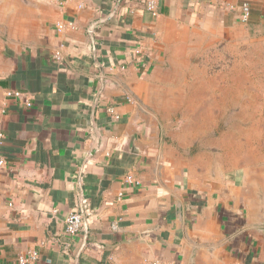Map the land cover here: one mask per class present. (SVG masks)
<instances>
[{
    "label": "crops",
    "instance_id": "0c3cea01",
    "mask_svg": "<svg viewBox=\"0 0 264 264\" xmlns=\"http://www.w3.org/2000/svg\"><path fill=\"white\" fill-rule=\"evenodd\" d=\"M60 1L0 0V264H264V145L214 135L194 153L174 133L189 110L205 125L239 77L264 108V0ZM246 47L249 75L192 70ZM76 210L88 231L70 237Z\"/></svg>",
    "mask_w": 264,
    "mask_h": 264
},
{
    "label": "rangeland",
    "instance_id": "374dc122",
    "mask_svg": "<svg viewBox=\"0 0 264 264\" xmlns=\"http://www.w3.org/2000/svg\"><path fill=\"white\" fill-rule=\"evenodd\" d=\"M242 57V58H241ZM202 59V58H201ZM195 63V67L191 69L221 70L229 73L231 70L238 72V75H249V47L241 49V51L232 52H209L203 56L202 60ZM243 73V74H241ZM238 80V93L222 95V108L219 110L207 109L205 114L202 113L200 118L205 119L198 122L197 110H189L190 121H194L190 126H174V133L185 135L187 134L188 142L194 146L191 150L195 153L199 149V144L206 141L212 142L214 135H237V144L241 147L263 146L264 145V108L260 102L261 95H257L258 103H249V89L244 84H249V78L240 77ZM196 96V95H193ZM237 103V109H230L229 104ZM233 105V104H232ZM201 114V112H200ZM219 120V121H218ZM216 121V122H214ZM218 122H220L218 124ZM196 137L202 139L196 142ZM251 140V142H249Z\"/></svg>",
    "mask_w": 264,
    "mask_h": 264
},
{
    "label": "built area",
    "instance_id": "2783aa9c",
    "mask_svg": "<svg viewBox=\"0 0 264 264\" xmlns=\"http://www.w3.org/2000/svg\"><path fill=\"white\" fill-rule=\"evenodd\" d=\"M58 3H61L60 0H55ZM241 22L243 24H248L251 17V7L249 4L244 3L241 5ZM146 9L153 15L157 16V10L155 7V4L151 1L147 3ZM58 29L60 31L63 30L62 25H58ZM7 97L10 99H14L17 103L23 105L26 108H32L33 103L31 97L27 95L26 93H23L21 91H9L7 93ZM110 114L114 116L115 120H118L119 117L114 114L113 110H109ZM4 139V135L0 132V144L2 143V140ZM7 168V162L4 158H0V174L2 171ZM129 182L132 183L134 186H139L140 183L136 180L129 179ZM88 220L81 214L80 211H72L69 213V215L66 217L65 220V226H66V234L70 237H76L81 235L85 231V225L87 224ZM37 255L36 253L30 252L26 256L20 257L19 264H35L37 261ZM149 264H174L171 261H167L166 259L162 257H156L152 259Z\"/></svg>",
    "mask_w": 264,
    "mask_h": 264
},
{
    "label": "water",
    "instance_id": "95a60500",
    "mask_svg": "<svg viewBox=\"0 0 264 264\" xmlns=\"http://www.w3.org/2000/svg\"><path fill=\"white\" fill-rule=\"evenodd\" d=\"M121 1L122 0H119L118 4H120ZM118 9H119V7H116L115 10L110 15H108L107 17H104V18L94 22L93 25L90 28V31L94 32L95 28L98 25H103V24H106V23L110 22L116 16V14L118 12ZM93 127H94V130H95L96 138H95V143H94V146H93L92 154L95 155L101 149V146H102V143H103V135H102L100 129L97 127L96 123H95L94 116H93ZM85 231L86 232L88 231L87 226H85ZM85 245H86V240L84 241L83 247H82V249H81V251H80V253L78 255V258L80 257L81 252L83 251Z\"/></svg>",
    "mask_w": 264,
    "mask_h": 264
}]
</instances>
